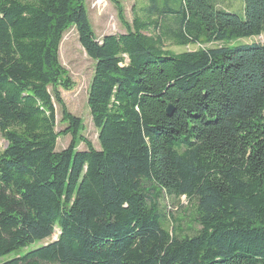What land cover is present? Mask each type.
<instances>
[{"label":"trees","instance_id":"16d2710c","mask_svg":"<svg viewBox=\"0 0 264 264\" xmlns=\"http://www.w3.org/2000/svg\"><path fill=\"white\" fill-rule=\"evenodd\" d=\"M112 1L126 31L99 39L85 0H0V258L58 232L0 264H264V43L165 48L258 37L264 0H138L132 21ZM71 27L100 149L60 92ZM163 196L194 204L193 235Z\"/></svg>","mask_w":264,"mask_h":264},{"label":"rangeland","instance_id":"374dc122","mask_svg":"<svg viewBox=\"0 0 264 264\" xmlns=\"http://www.w3.org/2000/svg\"><path fill=\"white\" fill-rule=\"evenodd\" d=\"M122 3L126 18L129 21L133 20V8L138 4V0H118ZM219 6L222 8L239 11L236 12L244 16L242 11V0H218ZM87 11L90 17L91 24L96 33L97 38L101 39L108 34L125 33V28L122 26L115 3L112 0H85ZM264 43V33L258 37L243 38L237 40H225L224 42L216 43H201L188 46H177L171 41L165 42V48L177 53L182 51H193L201 48H212L220 46H236L239 44L249 43ZM60 62L68 71V76L72 81V87L69 90L60 88L61 95L65 101L67 110L78 117L82 122L81 136L88 139L92 144L100 149L98 140V129L95 127L90 110L88 107V94L92 77L95 69V62L88 56L85 49L79 41V35L75 27L69 28L62 39L60 46ZM62 107L56 104V120L58 132L64 131L68 126V122L63 120ZM72 141V135H61L57 140L56 150L61 151L67 148ZM6 146V142L0 139V150ZM79 150L86 149V145L78 143ZM160 209L163 217L166 218V225L171 227L172 220H178V227L182 230V234L193 235L199 225L194 220L195 207L194 204L188 202L186 197L180 199L163 196L160 201ZM58 234V232H57ZM57 234L47 238L33 246L23 250L15 251L9 255L0 258V263L12 259L16 256L25 254L31 249L40 247L57 238Z\"/></svg>","mask_w":264,"mask_h":264},{"label":"water","instance_id":"95a60500","mask_svg":"<svg viewBox=\"0 0 264 264\" xmlns=\"http://www.w3.org/2000/svg\"><path fill=\"white\" fill-rule=\"evenodd\" d=\"M172 110H173V108H172V106L170 105V106L168 107V109H167V112H168L169 114H171V113H172Z\"/></svg>","mask_w":264,"mask_h":264}]
</instances>
